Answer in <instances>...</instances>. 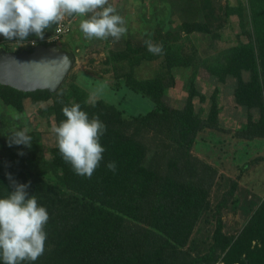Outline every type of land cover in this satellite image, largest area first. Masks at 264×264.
<instances>
[{
	"label": "trees",
	"instance_id": "16d2710c",
	"mask_svg": "<svg viewBox=\"0 0 264 264\" xmlns=\"http://www.w3.org/2000/svg\"><path fill=\"white\" fill-rule=\"evenodd\" d=\"M262 6L252 10L250 43L224 51L230 58L228 65L211 66L210 57L203 58L202 65H190L192 56L181 51V46L169 44L162 46L163 53L159 55L141 50L123 57L127 59H122V67H116L120 82L111 87L122 91L121 99L106 101L97 115L106 126L100 137L105 152L92 176L77 175L62 158L58 146L51 149L50 159L42 151L39 155L49 167L68 169L67 182L57 179L59 183L54 184L31 173L26 176L33 184L32 195L38 205L46 208L49 219L44 226V253L35 262L24 264H214L221 259L226 264H264V253L252 251L249 243L264 235V205L234 241V236L224 232L222 214L230 206L238 182L232 179L214 203L213 189L221 174L216 166L194 153L203 131L221 130L214 107L207 118H201L195 113L191 96L180 108L165 100L178 72L189 65L195 69L194 78L202 67L219 80L229 74L238 81L235 101L245 106L248 114L247 123L236 132V137L246 141L264 139ZM56 26L53 24L45 31V38L54 33ZM29 38L36 39V45L47 43L46 39ZM34 46L30 41L28 50L32 51ZM157 57L165 73L159 68L153 77H139L137 66ZM245 71L250 72L247 80L243 77ZM67 78L55 92H26L3 84L0 87L19 96L40 93L57 100ZM194 78L189 83L193 97L199 93L193 86ZM78 87L83 88L80 84ZM131 92L151 101L152 107L144 113H130L122 108L120 102ZM60 105L57 100L53 111L61 113ZM257 110L260 117L253 120ZM260 159L264 157L240 165L239 175ZM110 161L116 164L115 172L106 166ZM3 195L5 192L0 191Z\"/></svg>",
	"mask_w": 264,
	"mask_h": 264
},
{
	"label": "rangeland",
	"instance_id": "374dc122",
	"mask_svg": "<svg viewBox=\"0 0 264 264\" xmlns=\"http://www.w3.org/2000/svg\"><path fill=\"white\" fill-rule=\"evenodd\" d=\"M109 4L116 8L126 22L127 31L119 39H87L79 28L80 21L86 17L73 15L70 17L72 31L63 40L37 44H56L76 54V62L57 100L61 102L60 107L78 103L89 118L100 114L106 101L121 99L122 91L111 89L121 79L116 76V67H122V59H127L124 56H130L134 51L148 50L146 40L162 46H181V51L192 56L190 65H202V59L209 57L208 64L211 66L220 63L228 65L230 58L224 51L250 43L253 33L252 10L262 6L264 0H109ZM196 27H200V30H195ZM33 40L36 39L9 41L0 36V45H6L9 50L21 51L28 49ZM160 64L157 57L137 66L136 72L139 77L150 78L160 68L164 74ZM190 65L178 72L174 85L167 90L165 100L171 106L180 108L191 96L195 113L201 118L209 116L212 106L217 112L221 130L203 131L194 153L216 166L221 174L213 189L214 203L229 188L232 179L238 182L233 200L222 214L224 232L234 236L236 241L244 233L251 217L264 205V159L254 162L249 170L239 175L240 165L264 157V139L246 141L236 137V132L247 123L248 118L247 108L235 101L234 89L238 85L236 77L225 74L224 79L219 80L202 67L194 78L195 69ZM249 73L244 72L245 80ZM191 78H194L193 86L199 92L194 97L189 85ZM78 84L83 87L81 90ZM100 86H104L103 91L97 92ZM57 100L40 93L19 96L0 87V191L6 194L0 198L8 196L12 190L7 173H11L20 183H28L26 176L30 173L52 180L54 184L67 182L68 169L49 167L39 155L42 151L45 158L50 159L51 149L58 146L52 129L59 125L58 118L61 122L65 117L62 111H53ZM120 104L130 113H144L152 107L151 101L136 92H131ZM253 114V120L260 117L258 110ZM17 129L26 130L31 136L30 147L9 145L10 133ZM39 145L42 146L41 150ZM27 191L32 195V183ZM248 237L251 241L252 237ZM249 243L252 251L264 253V235ZM214 264L226 263L221 259Z\"/></svg>",
	"mask_w": 264,
	"mask_h": 264
},
{
	"label": "clouds",
	"instance_id": "9594fccd",
	"mask_svg": "<svg viewBox=\"0 0 264 264\" xmlns=\"http://www.w3.org/2000/svg\"><path fill=\"white\" fill-rule=\"evenodd\" d=\"M73 15L86 17L79 28L89 40L119 39L127 31L124 18L109 0H0V36L9 41H27L29 36L43 40L47 29ZM145 44L153 55L163 53L162 45L151 40ZM103 87L97 92L103 91ZM62 113L65 119L52 129L59 152L77 175L90 178L103 160L105 148L100 137L106 126L98 116L89 118L77 103L64 105ZM31 142L26 130L10 133V146L30 147ZM106 166L115 172L114 161ZM6 175L12 190L0 198V259L3 264L35 262L45 251L44 226L49 215L44 206L38 205L35 195H29L30 182L20 183L11 173Z\"/></svg>",
	"mask_w": 264,
	"mask_h": 264
},
{
	"label": "water",
	"instance_id": "95a60500",
	"mask_svg": "<svg viewBox=\"0 0 264 264\" xmlns=\"http://www.w3.org/2000/svg\"><path fill=\"white\" fill-rule=\"evenodd\" d=\"M76 62V54L56 44L37 45L32 51L9 50L0 45V84L21 91L55 92Z\"/></svg>",
	"mask_w": 264,
	"mask_h": 264
},
{
	"label": "built area",
	"instance_id": "2783aa9c",
	"mask_svg": "<svg viewBox=\"0 0 264 264\" xmlns=\"http://www.w3.org/2000/svg\"><path fill=\"white\" fill-rule=\"evenodd\" d=\"M72 31V19L70 17H66L63 21L57 24L55 31L50 36H47V43H58L60 42L66 35L70 34ZM37 41H31L32 45H36Z\"/></svg>",
	"mask_w": 264,
	"mask_h": 264
}]
</instances>
